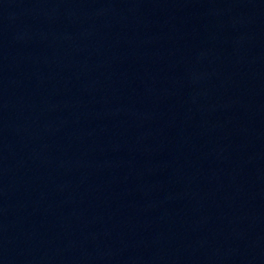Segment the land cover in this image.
Wrapping results in <instances>:
<instances>
[{"label": "water", "instance_id": "95a60500", "mask_svg": "<svg viewBox=\"0 0 264 264\" xmlns=\"http://www.w3.org/2000/svg\"><path fill=\"white\" fill-rule=\"evenodd\" d=\"M0 264H264V0H0Z\"/></svg>", "mask_w": 264, "mask_h": 264}]
</instances>
